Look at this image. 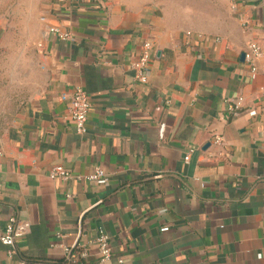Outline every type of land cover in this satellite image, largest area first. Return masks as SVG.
<instances>
[{
  "label": "crops",
  "instance_id": "crops-1",
  "mask_svg": "<svg viewBox=\"0 0 264 264\" xmlns=\"http://www.w3.org/2000/svg\"><path fill=\"white\" fill-rule=\"evenodd\" d=\"M213 3L14 0L0 16V235L14 214L30 222L13 258L0 240V264H264V57L252 79L244 56L264 47V0ZM59 165L109 180H53ZM81 244L89 256L69 260Z\"/></svg>",
  "mask_w": 264,
  "mask_h": 264
},
{
  "label": "built area",
  "instance_id": "built-area-1",
  "mask_svg": "<svg viewBox=\"0 0 264 264\" xmlns=\"http://www.w3.org/2000/svg\"><path fill=\"white\" fill-rule=\"evenodd\" d=\"M53 31L58 32L63 39L71 38V34L61 33L57 28H53ZM152 56V43L150 41H146L143 45V52L141 58L134 65L138 70L136 75L137 79L146 83L148 81V75L146 72L147 65L151 60ZM264 57V47L258 42L251 41L248 44L247 50L245 51V60L250 65V76L252 79L257 77L259 67L258 60ZM245 98L243 96H239L235 99H229L226 101L227 111L236 115L239 114L241 108L243 107ZM91 108V100L88 92L82 87L78 86L73 94V105L70 109V117L74 121L77 132L80 134H85L88 130L87 122L89 117V111ZM223 141L221 136L216 137V142L220 143ZM192 150H190L185 156V160H189L191 156ZM49 176L53 180L62 179L69 180L72 178H77L79 180H83L85 182H98V181H108L109 176L106 173L105 169L102 166H95L93 170L89 173H75L74 171L65 168L64 166H54L49 173ZM69 197H72V194H68ZM165 229L168 226L164 227ZM30 232V222L28 220H21L17 217V215H12L0 235L1 242L7 246V253L9 258H13L18 254V245L17 240L28 234ZM57 237H62V234L57 233ZM98 248V252L100 254V260L102 262H106L112 258L113 250L110 243V235L106 230L101 226L98 228V236L94 241ZM89 244H81L79 246L66 247L65 250L67 252V258L69 260H78L80 258H87L89 256L88 251ZM77 249V250H75ZM30 262L26 259H22L20 264H29ZM118 264H124V258H118Z\"/></svg>",
  "mask_w": 264,
  "mask_h": 264
},
{
  "label": "rangeland",
  "instance_id": "rangeland-1",
  "mask_svg": "<svg viewBox=\"0 0 264 264\" xmlns=\"http://www.w3.org/2000/svg\"><path fill=\"white\" fill-rule=\"evenodd\" d=\"M13 1L14 0H0V16L5 14L8 17L6 13ZM178 1H186L192 3L193 7H195L196 13L202 14L205 12L212 11L214 9L213 2H216L217 0H176V2ZM199 14L197 15V18L201 17Z\"/></svg>",
  "mask_w": 264,
  "mask_h": 264
},
{
  "label": "water",
  "instance_id": "water-1",
  "mask_svg": "<svg viewBox=\"0 0 264 264\" xmlns=\"http://www.w3.org/2000/svg\"><path fill=\"white\" fill-rule=\"evenodd\" d=\"M244 56H245V54H244Z\"/></svg>",
  "mask_w": 264,
  "mask_h": 264
}]
</instances>
